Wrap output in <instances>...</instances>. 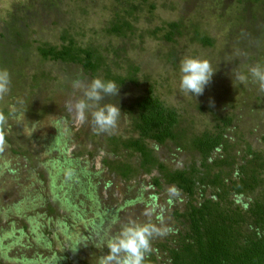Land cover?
<instances>
[{
    "label": "rangeland",
    "instance_id": "374dc122",
    "mask_svg": "<svg viewBox=\"0 0 264 264\" xmlns=\"http://www.w3.org/2000/svg\"><path fill=\"white\" fill-rule=\"evenodd\" d=\"M127 1L140 6L137 31L134 36L120 39L111 37L106 32L115 17L113 0H0V69L6 68L11 74L10 90L3 99H0V111L10 109L15 98L19 105L30 99L33 93L32 100L46 98L45 101H48L54 112L48 117L42 119L36 117L31 120L29 117L10 119L5 116L4 124L14 125L12 130L9 128L11 137L19 135L18 129L23 134L32 133L39 138V142L40 140L44 142L45 139L50 141L53 137L56 138V130L59 124H62L63 127L60 128L64 136L59 139L57 145H60L66 159L81 163L91 172H100L102 180L98 181L95 178L93 183L100 184V188L110 194V197L102 194L110 208L117 209L126 205L122 216L125 217L128 212L139 213L142 216L138 222L141 223L144 221L157 223L161 220L162 214L163 221L159 225L168 228L175 224L173 205L175 201H179V195L172 190L157 193L152 185L153 178L159 175L156 170L150 175L145 170L136 169L132 178L124 181L115 167L124 164L135 168L138 166V159L127 153L114 155L113 145L119 139H128L133 135L129 109L149 87H153L167 107L179 112L181 116L177 128L179 135L185 133L192 137L214 131L216 122L213 112L217 113V117L231 112L232 115L239 113L235 133L248 140L262 142L264 92L259 91L258 85L253 83L250 77L246 83L237 80L236 73L247 74L248 69L256 64L264 66V0ZM151 5H154L155 9L152 10ZM170 22H180L181 36L174 37L172 43L164 38L165 32L154 36L156 28L166 26ZM255 30L259 39L254 42L252 40ZM196 32L212 38L213 46L205 47L194 41ZM65 34L85 46L98 48L104 56H107L106 49L111 51V45L119 47L118 59L116 55L108 54L110 62L120 65L110 66L112 76L117 75L125 79L130 74L127 70L128 65L134 63L140 67V73L135 78L139 79L141 85H134L129 81L123 84L116 83L119 86V94L105 96L102 101L116 103L122 111L118 129L112 134L99 133L89 125L77 126L72 114L65 108V102L75 98L71 86L73 80L90 82L96 77L105 80L107 76L105 69L94 77L86 74L78 66L44 61L38 53V48L43 44L62 45V37ZM240 55L242 56L238 57ZM188 56L206 58L216 70L204 92L196 97L181 92L179 87L180 64ZM19 74L21 87L14 80ZM246 88L249 94L252 93V97L247 95ZM15 110L17 111V108ZM23 125L29 128L26 129ZM232 139L233 143L237 142L236 136L233 135ZM262 143L264 146V142ZM35 145L41 149L38 143ZM148 146L155 149L159 161L171 168L190 166L197 155L193 149H188L185 141L180 146L171 142L164 146H156L149 142ZM20 165L23 166L22 163ZM17 168L16 166L15 169ZM26 172L24 171L25 175ZM108 183L111 184L107 187ZM1 184L3 185L0 187V200L4 205L17 203L20 197L15 201L14 198L19 196V192L15 191L12 180L5 181L2 178ZM27 184L29 185L28 182ZM37 185L36 183L35 186ZM10 192H16V196L13 198L14 194ZM81 198L83 199L82 196ZM146 212L150 215L145 216ZM29 213L24 221H20L21 224L15 223L13 226L12 224L8 226L10 218H6L5 213H0V235L5 236L6 232L12 234V238L5 244L15 243L10 246L7 253L14 259H30L37 253L34 248L29 246L25 248L23 244L26 243V239L17 240L21 237L19 230L25 229L23 222H28L29 216H32L31 212ZM64 218L66 220L65 212H57L54 216V219L60 222H65ZM13 219L18 218L14 216ZM124 220L123 224L129 217ZM118 223L117 227L120 228L122 221ZM116 228L113 235L118 233ZM71 231L78 233V229ZM167 235L155 237L152 240V249L168 239ZM92 242L85 241L78 245L75 260L65 256L68 251L64 245L57 247L59 253L57 255L54 254L56 249L40 253L43 258L56 256L61 261L65 260L62 264H98L99 257L107 254L108 249H98L94 246L96 240ZM31 243L32 241L26 244ZM83 244L86 246L82 247ZM1 247L3 245L0 241ZM156 255L158 258L160 255L161 259L162 252Z\"/></svg>",
    "mask_w": 264,
    "mask_h": 264
},
{
    "label": "trees",
    "instance_id": "16d2710c",
    "mask_svg": "<svg viewBox=\"0 0 264 264\" xmlns=\"http://www.w3.org/2000/svg\"><path fill=\"white\" fill-rule=\"evenodd\" d=\"M151 8L153 10L155 6L151 5ZM113 11L115 17L106 30L107 34L120 39L134 36L140 6L132 1L113 0ZM180 28V22H170L156 28L153 34L156 37V34L165 32L164 38L172 43L174 37L181 36ZM257 39L258 33L255 30L252 41ZM195 40L205 47L213 46L212 38L201 36L198 32L195 33ZM62 41L60 46H40L38 53L41 59L78 66L94 77L105 69L106 81L118 84L129 81L134 85H141L139 79L135 78L140 73V67L134 63L128 65L130 74L125 79L110 74V66H120L109 60L110 53L118 56L119 47L111 45V51L106 49L107 56H104L98 48L85 46L66 34ZM20 75L14 79L19 87ZM246 91L252 97L247 88ZM33 94L30 96L31 100L20 105L12 97L14 100L10 109L0 113L10 119L29 117L31 120L52 115L53 108L45 101L46 98L32 100ZM15 108L17 111H14ZM129 113L132 117L133 135L114 143L113 154L120 156L127 153L135 156L138 166L133 168L118 164L115 168L124 181H129L136 169L145 170L150 175L156 170L159 175L153 178L152 185L157 193L172 190L180 198L173 205L175 224L168 227L171 229L167 235L169 238L155 246L146 257L145 264H264V137L258 143L240 136L234 132L239 113L232 115L229 112L217 117L215 111L214 131L192 137L185 133L179 135V112L167 107L153 87L146 89L134 101ZM12 126V123L10 126L9 123L0 125V134L5 138L4 150L0 152V187L3 185L2 178L5 181L12 180L19 196L15 197L16 192L10 193L14 194V201L19 197L20 200L10 205H4L0 200V213H5V217L10 218L8 226H13L15 223L21 224L20 221H24L27 213L31 212L32 216H29L28 222H23L25 229L19 230L21 237L17 240L24 238L26 243L32 241L28 245L22 244L25 248L29 246L36 249L37 253L30 259L9 257L7 253L15 243L5 244L12 238V234L6 232V238L0 235L3 245L0 248V264H62L65 260L61 261L56 256L43 258L40 253L56 249L54 254L57 255V247L60 245H64L68 251L65 256L75 260V251L82 242H94L105 235H113L118 221L123 224L126 217L139 221L142 216L139 213L124 211L125 217L122 216L126 205L117 209L109 207L102 194H107L106 197H110V194L101 189L100 184L93 183L95 178L102 180L100 172H91L81 163L66 159L60 145H57L64 136L60 126L56 130V138L53 137L50 141L45 139L44 142H39V138L30 132L23 134L18 129L19 135L11 137L9 128L12 130ZM233 135L237 142L233 143ZM183 141L191 147L188 149H193L197 154L191 165L183 168L168 167L159 161L155 149L148 146L149 142L156 146H164L170 142L180 146ZM36 143L41 149L35 148ZM24 171H27L26 175ZM57 212H65V222L54 219ZM91 215L93 218H89ZM14 216L18 219H13ZM160 219L159 222L152 223L159 225L163 221L162 214ZM120 228H116L118 232ZM73 229H78V233L71 231ZM41 241L44 243H39Z\"/></svg>",
    "mask_w": 264,
    "mask_h": 264
},
{
    "label": "clouds",
    "instance_id": "9594fccd",
    "mask_svg": "<svg viewBox=\"0 0 264 264\" xmlns=\"http://www.w3.org/2000/svg\"><path fill=\"white\" fill-rule=\"evenodd\" d=\"M211 62L206 58L185 57L180 64V91L199 96L205 86L211 82L213 74ZM251 81L264 92V66L256 64L248 69V73H236V79L241 82ZM11 74L4 68L0 69V99L10 90ZM74 99L65 102L66 110L72 114L77 126L89 125L99 133L112 134L118 129L122 116L121 108L116 103H102L105 96H117L119 86L113 81L96 77L90 82L81 79L72 81ZM79 95H76V94ZM6 122L4 114L0 113V125ZM55 126V125H54ZM5 138L0 134V152L4 150ZM145 216L150 215L144 213ZM171 229L152 222H138L130 219L121 225L118 233L99 238L94 246L98 249L107 248V254L101 255L98 264H145L146 256L152 252V240L158 236L167 235ZM87 244V243H85Z\"/></svg>",
    "mask_w": 264,
    "mask_h": 264
},
{
    "label": "flooded vegetation",
    "instance_id": "af4514ba",
    "mask_svg": "<svg viewBox=\"0 0 264 264\" xmlns=\"http://www.w3.org/2000/svg\"><path fill=\"white\" fill-rule=\"evenodd\" d=\"M35 148H37L36 146H35ZM39 149V148H38Z\"/></svg>",
    "mask_w": 264,
    "mask_h": 264
}]
</instances>
